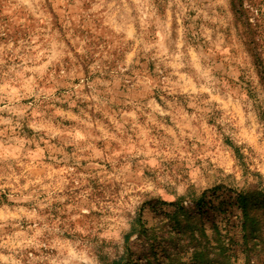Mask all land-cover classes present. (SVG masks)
<instances>
[{"label":"rangeland","instance_id":"374dc122","mask_svg":"<svg viewBox=\"0 0 264 264\" xmlns=\"http://www.w3.org/2000/svg\"><path fill=\"white\" fill-rule=\"evenodd\" d=\"M0 264H264V0H0Z\"/></svg>","mask_w":264,"mask_h":264},{"label":"trees","instance_id":"16d2710c","mask_svg":"<svg viewBox=\"0 0 264 264\" xmlns=\"http://www.w3.org/2000/svg\"><path fill=\"white\" fill-rule=\"evenodd\" d=\"M243 211H244V212H243V213H244V216L247 217L245 210H243Z\"/></svg>","mask_w":264,"mask_h":264}]
</instances>
